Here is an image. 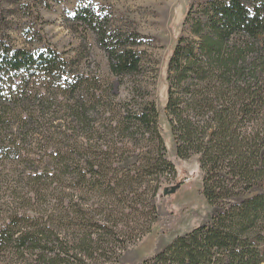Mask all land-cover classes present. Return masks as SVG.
Listing matches in <instances>:
<instances>
[{"label":"trees","instance_id":"obj_1","mask_svg":"<svg viewBox=\"0 0 264 264\" xmlns=\"http://www.w3.org/2000/svg\"><path fill=\"white\" fill-rule=\"evenodd\" d=\"M201 9L196 42L181 37L168 58L164 110L176 157L198 156L201 193L221 207L144 264H264V0ZM73 18L105 42L92 10ZM104 49L114 75L138 71L131 49ZM69 74L54 50L0 44V264H118L156 220L158 178L173 170L157 110L98 118L104 104L82 98L86 79ZM146 133L153 144L136 146L137 164L115 167L131 149L111 139Z\"/></svg>","mask_w":264,"mask_h":264},{"label":"rangeland","instance_id":"obj_2","mask_svg":"<svg viewBox=\"0 0 264 264\" xmlns=\"http://www.w3.org/2000/svg\"><path fill=\"white\" fill-rule=\"evenodd\" d=\"M208 1L0 0V44L31 52L54 50L70 71L68 81L74 76L86 79L82 98L94 95L99 103L104 104L105 112L103 114V108H99L96 114L98 118H109L110 110L115 113V110L121 112L127 108L134 112L149 104H153L158 112L164 155L173 170L158 178L159 189L153 200L156 220L150 231L126 246L118 258V264H144L175 237L207 224L221 207L219 203L210 204L201 193L198 156L193 155L188 159L176 157L164 110L168 58L181 37L187 39L185 42L179 41L181 44L196 42L191 23L199 18L201 7ZM80 7L93 11L96 26L106 31L105 42L100 41L96 32L84 21L73 18ZM104 46L117 50L131 49L139 59L138 71L114 75ZM33 82L38 88L45 85L36 80ZM135 139L137 142L118 136L111 139L112 147L125 143V147L131 149L115 167L131 169L138 159L136 146L153 144L147 133L144 140L140 136ZM135 142L138 145L134 146ZM38 156L42 157V154ZM176 184L179 185L173 193L163 194L164 188ZM258 192L260 188L255 186L248 193L229 198L226 202L239 203ZM259 249L264 254L263 244Z\"/></svg>","mask_w":264,"mask_h":264},{"label":"water","instance_id":"obj_3","mask_svg":"<svg viewBox=\"0 0 264 264\" xmlns=\"http://www.w3.org/2000/svg\"><path fill=\"white\" fill-rule=\"evenodd\" d=\"M179 184H176L175 186H172V187H166L163 189V194L166 195V194H170V193H173L177 187H178Z\"/></svg>","mask_w":264,"mask_h":264}]
</instances>
